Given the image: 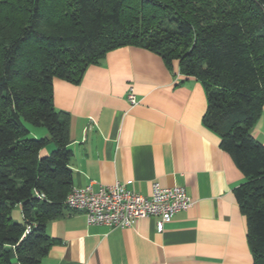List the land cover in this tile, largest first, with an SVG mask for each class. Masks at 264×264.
Listing matches in <instances>:
<instances>
[{
	"label": "trees",
	"instance_id": "trees-1",
	"mask_svg": "<svg viewBox=\"0 0 264 264\" xmlns=\"http://www.w3.org/2000/svg\"><path fill=\"white\" fill-rule=\"evenodd\" d=\"M126 46L202 85L203 125L245 178L234 196L252 264H264V146L251 135L264 105V0H0V264H43L58 243L46 226L69 211L70 115L54 106V79L79 85Z\"/></svg>",
	"mask_w": 264,
	"mask_h": 264
},
{
	"label": "crops",
	"instance_id": "crops-1",
	"mask_svg": "<svg viewBox=\"0 0 264 264\" xmlns=\"http://www.w3.org/2000/svg\"><path fill=\"white\" fill-rule=\"evenodd\" d=\"M129 87L136 105L126 98ZM53 100L70 115L73 188L120 182L148 196L158 182L185 188L192 205L162 232L156 217L111 229L67 211L46 226L58 243L43 264H252L234 196L245 178L203 125L202 85L180 75L175 62L168 70L153 52L121 47L89 66L79 85L54 79ZM251 135L264 146V105Z\"/></svg>",
	"mask_w": 264,
	"mask_h": 264
},
{
	"label": "built area",
	"instance_id": "built-area-1",
	"mask_svg": "<svg viewBox=\"0 0 264 264\" xmlns=\"http://www.w3.org/2000/svg\"><path fill=\"white\" fill-rule=\"evenodd\" d=\"M126 98L130 105L138 103L131 87ZM64 205L70 212L82 213L89 226L125 229L141 218L156 217V230L162 232L164 224L177 213L188 210L192 201L180 186L163 187L152 182L149 195L143 196L127 189L125 183L115 182L98 184L97 188L92 183L72 188Z\"/></svg>",
	"mask_w": 264,
	"mask_h": 264
},
{
	"label": "rangeland",
	"instance_id": "rangeland-1",
	"mask_svg": "<svg viewBox=\"0 0 264 264\" xmlns=\"http://www.w3.org/2000/svg\"><path fill=\"white\" fill-rule=\"evenodd\" d=\"M25 127L29 130V137L32 138H42L47 136V131L44 127H36L31 124L25 123ZM54 148V145H50ZM51 151V150H50ZM11 218L14 222L22 223L21 208L19 205H16L11 211Z\"/></svg>",
	"mask_w": 264,
	"mask_h": 264
}]
</instances>
